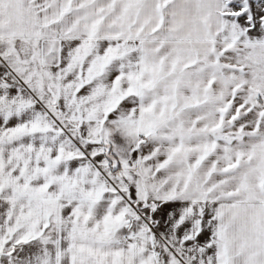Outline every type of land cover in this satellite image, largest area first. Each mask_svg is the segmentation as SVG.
I'll list each match as a JSON object with an SVG mask.
<instances>
[{
	"label": "snow or ice",
	"instance_id": "1",
	"mask_svg": "<svg viewBox=\"0 0 264 264\" xmlns=\"http://www.w3.org/2000/svg\"><path fill=\"white\" fill-rule=\"evenodd\" d=\"M0 264H264V0H0Z\"/></svg>",
	"mask_w": 264,
	"mask_h": 264
}]
</instances>
